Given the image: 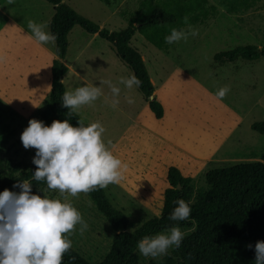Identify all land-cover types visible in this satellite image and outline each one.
<instances>
[{
  "label": "rangeland",
  "instance_id": "1",
  "mask_svg": "<svg viewBox=\"0 0 264 264\" xmlns=\"http://www.w3.org/2000/svg\"><path fill=\"white\" fill-rule=\"evenodd\" d=\"M61 1L109 32L124 30L127 21L121 13L136 11L140 2ZM209 3L217 8L218 15L205 25L185 29H195L198 34L173 42L166 51L157 49L138 33L130 41L153 86L151 101L162 108L160 119L148 109L136 88L129 90L123 85H119V104L113 109L110 89L103 82L116 84L119 77L131 72L111 45L97 35H89L77 25L68 33L67 50L60 60L67 69L62 77L64 92L88 84L102 88L103 95L93 105L82 106L74 113L86 126L101 122L105 144L127 165L124 180L103 190L110 204L132 226L128 232L160 216L170 168L200 188L205 187L207 172L261 161L264 156V136L251 130L252 124L264 122V58L232 63L214 60L216 54L237 47L264 46V0L234 15L228 14L217 0ZM53 12V6L43 0H13L11 4L0 0L1 168L8 167V163L20 170L33 168L36 150L25 149L20 135L30 119L43 121L46 126L55 120L48 104L50 69L52 61L58 60L54 46L41 47L23 36L30 32L29 20L47 25L45 30L49 31ZM224 86L230 91L217 101L214 94ZM31 191L70 202L88 224L83 233L79 225L71 233V249L90 264L105 257L114 233L85 193L77 197L61 195L47 185ZM136 254L140 264L155 259L142 256L138 250Z\"/></svg>",
  "mask_w": 264,
  "mask_h": 264
},
{
  "label": "trees",
  "instance_id": "2",
  "mask_svg": "<svg viewBox=\"0 0 264 264\" xmlns=\"http://www.w3.org/2000/svg\"><path fill=\"white\" fill-rule=\"evenodd\" d=\"M54 8L49 22V31L56 35L54 53L58 60H53L50 69V92L48 104L55 120H69L72 126L77 121L73 114L67 116L68 109L61 107L64 94L63 75L66 67L60 62L67 50V36L77 25L89 35H97L109 43L116 57L127 69L138 77L142 84L138 92L148 103V109L156 119L162 117V108L148 96L153 94L144 62L140 54L130 46L136 33L159 50L166 51L170 45L165 37L171 29H187L205 25L218 15V10L209 0H140L133 12H122L127 27L119 32L100 29L90 20L79 16L61 0H43ZM234 15L251 9L258 0H217ZM188 17V23L183 18ZM264 58V46H241L214 56V60L235 62L237 60L258 61ZM85 125V124H83ZM86 126V125H85ZM251 130L264 136V122L251 125ZM0 167V192L5 189L19 192L13 187L22 179L32 180L36 166L26 171L18 166ZM169 187L163 193L160 216L151 219L137 230L128 232L132 226L124 215L109 202L103 189L86 193L89 202L109 224L113 234L109 250L105 257L96 264H140L136 254L137 243L145 236H154L178 226L184 233L179 248L170 249L167 255L155 258L146 264H254V245L264 241V156L261 161L242 163L224 169H216L205 175V187L196 188L189 178L181 176L175 168L166 174ZM32 189L44 187V181H32ZM183 199L190 202L191 213L188 220L172 221L169 219L175 201ZM253 245L248 248L247 245ZM62 264H90L81 255L69 249L63 256Z\"/></svg>",
  "mask_w": 264,
  "mask_h": 264
},
{
  "label": "clouds",
  "instance_id": "3",
  "mask_svg": "<svg viewBox=\"0 0 264 264\" xmlns=\"http://www.w3.org/2000/svg\"><path fill=\"white\" fill-rule=\"evenodd\" d=\"M12 2L8 0V3ZM183 22L188 23L187 16ZM27 27L30 32L23 36L28 40L41 47L55 45L57 37L45 30L47 25L29 20ZM21 32L24 30L21 29ZM197 34L195 29L186 32L172 28L170 35L165 37V43L186 41L189 35L195 37ZM103 83L110 89V106L115 109L119 104V85L129 90L138 89L142 81L129 73L127 77H119L116 84L111 81ZM229 91L228 86L221 87L214 97L222 101ZM102 95L101 86H80L64 92L61 107L68 109L66 115L71 116L82 106L93 105ZM152 99L153 96L149 95L148 101ZM128 102L132 101L129 99ZM104 133L105 128L99 121L87 126L77 121L75 127L68 119L53 120L47 126L36 119L28 121L20 141L25 149L31 147L36 150L32 159L36 169L32 173V180L25 178L13 185L20 189L19 192L8 189L0 192V264H62L64 254L72 247L69 236L77 225L83 233L88 224L70 202L33 194L32 181H44L49 190H58L61 195L67 193L72 197L121 183L127 165L105 144ZM175 204L177 206L169 219L188 220L190 202L179 199ZM183 239L181 229L173 226L167 232L143 237L138 241L137 248L144 257L158 258L167 255L169 249L179 248ZM247 247L253 248V245ZM254 257V264H264V241H256Z\"/></svg>",
  "mask_w": 264,
  "mask_h": 264
},
{
  "label": "crops",
  "instance_id": "4",
  "mask_svg": "<svg viewBox=\"0 0 264 264\" xmlns=\"http://www.w3.org/2000/svg\"><path fill=\"white\" fill-rule=\"evenodd\" d=\"M151 82V81H150Z\"/></svg>",
  "mask_w": 264,
  "mask_h": 264
}]
</instances>
